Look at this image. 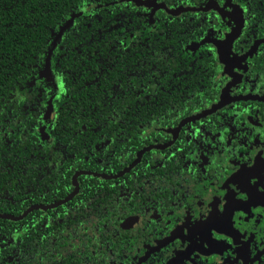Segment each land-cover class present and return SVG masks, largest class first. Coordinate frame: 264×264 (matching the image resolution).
Instances as JSON below:
<instances>
[{
    "label": "trees",
    "instance_id": "obj_1",
    "mask_svg": "<svg viewBox=\"0 0 264 264\" xmlns=\"http://www.w3.org/2000/svg\"><path fill=\"white\" fill-rule=\"evenodd\" d=\"M153 1L167 10L229 1L245 20L239 45L264 36V0ZM149 11L119 0H0V214L58 201L75 170L113 173L124 142L110 140L112 128L128 144L138 125L166 126L173 109L188 113L206 95L214 51L190 45L225 30L223 22L212 11ZM247 62L264 66V43ZM77 182L79 194L54 210L0 219V264H34L51 238L64 242L57 233L106 205L110 181Z\"/></svg>",
    "mask_w": 264,
    "mask_h": 264
},
{
    "label": "flooded vegetation",
    "instance_id": "obj_2",
    "mask_svg": "<svg viewBox=\"0 0 264 264\" xmlns=\"http://www.w3.org/2000/svg\"><path fill=\"white\" fill-rule=\"evenodd\" d=\"M209 2L184 11H212L226 28L190 45L196 50L205 43L214 51L217 66H208L215 74L207 79L206 95L188 113L173 109L166 126L138 125L128 144L123 130L112 128L110 140L124 142L115 157H123L119 169L75 170L67 194L73 174L83 172L71 199L79 194L77 178L89 176L111 182L106 205H95L75 229L57 233L64 242L51 238L34 264H264V66L247 62L264 36L239 45L241 8L211 1V8L200 10ZM138 6L150 9L149 17L151 8ZM235 7L242 24L229 42L239 21Z\"/></svg>",
    "mask_w": 264,
    "mask_h": 264
},
{
    "label": "water",
    "instance_id": "obj_3",
    "mask_svg": "<svg viewBox=\"0 0 264 264\" xmlns=\"http://www.w3.org/2000/svg\"><path fill=\"white\" fill-rule=\"evenodd\" d=\"M119 1H123V2H132V3H134V4H138V5H142V6H145V7H150L151 8V12H150V15H151V13L154 11V10H156V9H164L165 7H164V5L163 4H156L154 1H151V2H141V1H139V0H119ZM210 4H208L207 6H204L203 8H201L200 10H206V9H209V8H211L212 7V4H211V1L209 2ZM189 9L190 8H177V9H174V10H171V11H168V10H166L165 9V11H166V13L167 14H170V15H177L178 13H181V12H184V11H189ZM214 9L220 14V15H223V16H227V17H229L228 16V14H226L225 12L223 13L220 9H218L217 8V6H214ZM231 10H236V11H238V9L235 7V8H233V9H231ZM150 15H149V17H150ZM238 16H239V21H238V26L235 28V29H233L231 32H230V34L228 35V37H227V40L229 41V42H231L235 37H237V35H238V32H239V28L241 27V24H242V21H241V19H240V12L238 11ZM70 22V20L69 21H67L66 23H65V25H64V27L68 24ZM62 29V28H61ZM254 47V46H253ZM229 48H230V43H229ZM48 54H47V56H46V58H45V64H44V67H43V69H42V71H40L39 72V76L40 77H44V78H46L47 76H48V63H47V61H48ZM223 57H224V55H222L221 56V59H220V62H222L223 64L224 63H226L227 62V60L226 59H223ZM51 111L50 110H47V115H49V113H50ZM79 173H83V172H77V173H74L73 174V176H72V178H71V183L74 185V189H73V191L69 194V195H67L65 198H63L62 200H60L59 202H57V203H55V204H48V205H45V206H33V207H31V208H29V209H27L26 211H24L20 216H18V217H14V216H10V215H4V214H0V219H5V220H9V221H19V220H21L28 212H30L31 210H33V209H36V208H40V209H42V210H46V209H49V208H51V207H54V206H56V205H59V204H61V203H64V202H66V201H68L69 199H71L72 198V196L75 194V192H76V183H75V177H76V175L77 174H79ZM83 174H86V173H83ZM94 176H97V174H93ZM106 178V177H105ZM108 179H110L111 177L110 176H108L107 177Z\"/></svg>",
    "mask_w": 264,
    "mask_h": 264
}]
</instances>
